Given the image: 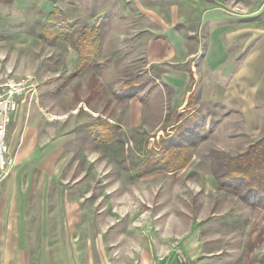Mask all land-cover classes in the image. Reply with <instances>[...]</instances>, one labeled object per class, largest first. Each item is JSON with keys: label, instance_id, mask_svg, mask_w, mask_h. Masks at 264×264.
<instances>
[{"label": "rangeland", "instance_id": "1", "mask_svg": "<svg viewBox=\"0 0 264 264\" xmlns=\"http://www.w3.org/2000/svg\"><path fill=\"white\" fill-rule=\"evenodd\" d=\"M53 24L69 38H46ZM90 24L99 51L77 71ZM171 31L199 52L178 108L143 56ZM19 83L0 203L28 206L62 260L264 264V0H0V94ZM56 132L70 147L38 162Z\"/></svg>", "mask_w": 264, "mask_h": 264}, {"label": "crops", "instance_id": "2", "mask_svg": "<svg viewBox=\"0 0 264 264\" xmlns=\"http://www.w3.org/2000/svg\"><path fill=\"white\" fill-rule=\"evenodd\" d=\"M209 17H211V15ZM168 35L172 45L169 47L166 46L164 52L153 54L148 50L144 52L143 56L148 64L154 62L164 64L165 68L162 71L160 78L167 89V93L171 96L170 100L172 101L173 107L178 108L187 103L189 92L186 94V90L189 84H195V79L193 80L192 78V74L195 76V69L192 68L191 65L185 64L192 56L198 57L199 52L198 50L194 52H187L184 50L181 45L183 41L182 34L171 31ZM232 35L233 34H230L231 37ZM226 36L229 37L228 34ZM258 56L259 55L257 54L256 56L252 55L247 57L245 66L247 67L251 61L261 58H258ZM225 59L226 72H224V74L226 75L227 73H230L232 69L234 58L233 55L229 53L228 57ZM34 97L33 99L38 101V94H34ZM140 107L142 106H139L138 109H140ZM65 131L67 132V130ZM70 131L69 128L68 133ZM71 142L72 136L64 135V137H59V134L56 132L54 139L50 141L48 146H39L40 157L38 162L45 163L48 160L49 164H55L63 147L65 149L70 147ZM66 160H70L67 155L64 165L67 163ZM28 213H30V208L28 206H10L8 202L4 203L1 201L0 264H69L57 256L55 249L50 246L52 245L50 244V238L46 236L44 232V235L41 233L38 238L30 236L31 232H29V229L32 228V224L27 215ZM37 225L41 228L48 227L46 220L38 222ZM189 237L192 241L194 240V234Z\"/></svg>", "mask_w": 264, "mask_h": 264}, {"label": "built area", "instance_id": "3", "mask_svg": "<svg viewBox=\"0 0 264 264\" xmlns=\"http://www.w3.org/2000/svg\"><path fill=\"white\" fill-rule=\"evenodd\" d=\"M25 89L23 83L10 85L8 90L0 94V177L1 179L8 175L10 169L15 164V158L10 153L7 141V131L14 114L19 109L22 91ZM31 98L34 96L35 90L31 87ZM183 254L179 255L182 259Z\"/></svg>", "mask_w": 264, "mask_h": 264}, {"label": "trees", "instance_id": "4", "mask_svg": "<svg viewBox=\"0 0 264 264\" xmlns=\"http://www.w3.org/2000/svg\"><path fill=\"white\" fill-rule=\"evenodd\" d=\"M67 26L48 25L45 27V37L69 38ZM44 35V34H43ZM51 35V36H48ZM77 39L72 43L79 54L76 70L80 71L87 65L95 62V56L99 51L98 28L95 24L85 26L76 32ZM109 140V139H108Z\"/></svg>", "mask_w": 264, "mask_h": 264}]
</instances>
